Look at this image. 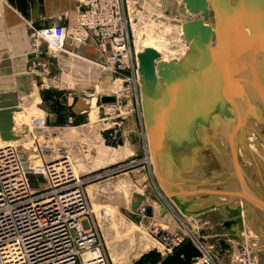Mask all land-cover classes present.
<instances>
[{"label":"rangeland","instance_id":"rangeland-1","mask_svg":"<svg viewBox=\"0 0 264 264\" xmlns=\"http://www.w3.org/2000/svg\"><path fill=\"white\" fill-rule=\"evenodd\" d=\"M130 17V39L135 49H138V45L143 47V43H146L144 39H147L167 59L180 58L187 52L189 46L184 40L182 23L192 14L182 1L131 0ZM76 34L82 35L85 40L79 39ZM138 35L140 42H137ZM69 39L95 44L94 39L80 25L77 31H70ZM68 50L66 48L59 54H68ZM102 56L100 68L110 75L106 87L96 86V82L92 86L84 69L78 68L75 75L65 70L73 79L71 83L76 82L79 96L85 101V110L79 113L80 117L68 112L67 129L64 132L54 131L47 115L31 116L33 112H29L26 131L18 125L14 137L0 144L12 145L22 167L26 169L44 165L61 154L69 157L74 172L82 180L89 217L95 224L111 264H155L165 257L166 238L176 234H185L188 239L192 238L208 250L214 264H264V256L258 250L248 246L242 238H235L227 232L222 216L211 212L185 216L171 201L154 172L142 114L140 85L135 79H129V76H121L129 75L128 72L118 74L106 69L105 56ZM105 91H116L118 102L120 100L122 103L116 110L106 108L114 104H106V115L101 121L110 123L109 127L116 123L122 131L124 126L119 124L121 120L132 118L139 126L136 150L130 149L128 153L116 158L117 163L103 168L99 167V159L100 154L104 153L105 140L94 123L85 125V121L94 122L99 119L102 112L100 97L105 95ZM203 153L207 155L210 167L221 169L219 159L212 150L207 148ZM229 155L230 158L235 157L231 150ZM241 155L242 159L247 158L244 149H241ZM118 167L119 171H111ZM29 184L31 191L36 193L48 185L43 175L35 173H30ZM138 193L143 198L140 205L133 208ZM161 207L165 215L164 211H159ZM244 235L247 242H252L250 233Z\"/></svg>","mask_w":264,"mask_h":264},{"label":"water","instance_id":"water-1","mask_svg":"<svg viewBox=\"0 0 264 264\" xmlns=\"http://www.w3.org/2000/svg\"><path fill=\"white\" fill-rule=\"evenodd\" d=\"M180 1L192 14L182 23L187 52L180 58L164 59L157 49L144 48L137 52L138 79L154 172L180 212L194 216L228 207L214 199L205 206L197 205L200 196L216 194L207 186L226 184L217 176H194L196 169L210 165L203 150H212L215 157H230L245 120L260 114L259 107L251 105L249 75L261 64L264 68V0ZM100 100L102 119L106 115L104 105L115 104L118 99L105 94ZM100 133L108 146L125 144L118 124ZM137 196L133 208L143 198L140 193ZM240 196L249 205L257 204L252 194ZM241 211L242 205L237 206L231 217H239V222ZM223 223L225 229L230 228L233 220L224 219ZM249 245L257 248L253 242ZM200 254L188 239L155 264H182Z\"/></svg>","mask_w":264,"mask_h":264},{"label":"built area","instance_id":"built-area-1","mask_svg":"<svg viewBox=\"0 0 264 264\" xmlns=\"http://www.w3.org/2000/svg\"><path fill=\"white\" fill-rule=\"evenodd\" d=\"M79 8V25L105 56L104 67L118 74L128 72L121 76L139 84L138 50L130 39L131 0H80ZM69 35L61 23L32 26L34 54L65 51ZM30 173L43 175L48 185L37 193L31 191ZM25 211L28 217L22 220ZM187 240L185 234L166 238L164 255ZM196 246L201 254L182 264H214L209 251L197 242ZM0 264H111L89 217L82 180L68 156L61 154L26 169L12 145L0 144Z\"/></svg>","mask_w":264,"mask_h":264},{"label":"crops","instance_id":"crops-1","mask_svg":"<svg viewBox=\"0 0 264 264\" xmlns=\"http://www.w3.org/2000/svg\"><path fill=\"white\" fill-rule=\"evenodd\" d=\"M79 4L80 0H0V142L11 140L18 125L24 130L27 128L26 118L29 112H33L31 116L47 115L50 127L54 131L63 132L67 129L65 126L68 112L80 117L79 113L85 110V101L79 96L77 84L75 81L71 83L73 79L70 77V73L75 75L78 68L84 69L91 79L92 86L95 82L96 86L108 85L110 75L100 68L103 56L93 42L84 44L67 39L68 54L52 55L45 50L43 54L35 55L32 49L30 36L32 26L42 28L52 23H61L66 25L69 31H77ZM65 70H69L70 73H65ZM104 94L116 95L117 92L105 91ZM121 103L119 100L118 103L107 105L106 108L116 110ZM101 120L99 118L94 122L85 121V125L94 123L99 132L111 126L110 123ZM119 124L124 126L123 137L126 147L115 148L105 144L104 153L100 154L99 167L104 168L117 163L118 156L128 153L130 149L135 151L138 147V122L129 118L121 120ZM216 158L219 159L221 169L204 165L196 169L194 176H217L225 179L226 184L207 186L216 194L208 192L200 196L197 205L205 206L214 199L217 203H226L228 207L219 206L198 215L211 212L219 214L223 220H233L230 228L226 230L235 238L240 239L242 230L246 227L251 234V241L257 245L254 249L264 256V232L261 228L264 215L258 213L259 217L253 219L254 216L246 211L245 220L240 218L239 222L237 221L239 217H231L237 206L241 205L242 197L228 196L230 190L235 186L240 190V195H243L251 194L253 188L250 190L247 185L241 187L235 180L236 171L232 170L229 156ZM223 193L227 194V198ZM247 206L250 205L247 203ZM253 206L255 205L251 204L250 208ZM159 211H164V208L161 207ZM163 214L165 215V211Z\"/></svg>","mask_w":264,"mask_h":264},{"label":"bare ground","instance_id":"bare-ground-1","mask_svg":"<svg viewBox=\"0 0 264 264\" xmlns=\"http://www.w3.org/2000/svg\"><path fill=\"white\" fill-rule=\"evenodd\" d=\"M138 37L139 40H137V42H140L141 38L139 35ZM146 40L147 39H144L146 43H143V47H140V45L137 46L138 52L146 47H153ZM162 58L167 59L163 56ZM249 77V80L251 81L249 84V89L251 90H249L251 98L250 100L252 102L251 105H257L260 109V114L258 118L248 116V120H245L244 123L239 122L240 124L243 123L244 131H240L241 135L237 138L238 146L236 147V152H234L235 157H231L230 161L232 170L236 171L235 180L240 183L241 187L242 185H247V187L249 186L248 188L250 190L253 188V190H251V194L254 196V198L252 199H257H255L257 204L251 208V204L250 206H247V201L242 199V211L240 212V217L243 218V221L245 220L246 211L254 216H252L253 219L259 217L258 213L264 215V68H262V64L256 68L255 74L249 75ZM257 81H259V83ZM239 143H241V146H239ZM241 149L245 150L247 158L245 157V159H242ZM233 188L235 190L231 189V195L229 194L228 196H240V190L235 188V186ZM259 191H261L262 194H260ZM26 217H28V211L22 213L21 219L23 220ZM263 226L261 228L264 232ZM244 233L247 235L249 234L246 227L242 230L241 238L249 246V241L247 242L246 235H244ZM249 237L251 240V236ZM192 241L196 245V242L193 239Z\"/></svg>","mask_w":264,"mask_h":264}]
</instances>
